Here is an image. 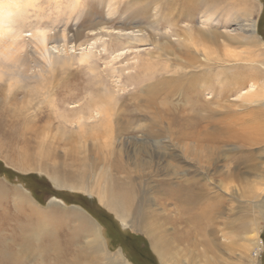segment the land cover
<instances>
[{
  "label": "rangeland",
  "instance_id": "1",
  "mask_svg": "<svg viewBox=\"0 0 264 264\" xmlns=\"http://www.w3.org/2000/svg\"><path fill=\"white\" fill-rule=\"evenodd\" d=\"M73 2L74 0H35L31 7L29 6L30 15L28 14L29 21L32 23L40 22L60 34L64 31L66 39L53 40L50 47H52L51 44L57 47L52 49L57 60L59 57L67 56L73 58L72 65L67 68L55 67L54 75L56 76L53 78V83L51 81L50 87L39 90L40 92L35 90L45 86H39V82L35 80L23 89H16L15 91L19 93V104H11L8 102L10 98L7 102L3 98L2 103V97H8V93L6 90L0 92V112L6 107L18 111L22 106L23 108L30 106L32 101L31 105H34L35 109L31 107L32 110L25 114V118L32 115L33 118L37 117L40 115L37 113L42 111L45 114L52 111L49 121L46 119L32 127V129L36 127L34 130L31 129L32 134L30 129L29 132L21 131L20 127L24 125L23 122L20 123V127L12 125L11 127L4 126L2 129L0 126V264H108V259L100 256L101 253L88 256L87 253L85 255L83 249L87 240H94V232H98L96 225L100 226L98 222L103 227L102 229L100 226L108 249L112 252L121 250L129 264H136L135 254L139 253L145 254L140 259L142 261L147 259V264L148 262L149 264H164L162 259L160 260L161 257L154 251L153 241L149 235L133 230L129 227V221L123 223L117 213L100 200L98 193L100 186L105 185L106 172L110 170V173L116 177H123L110 165L118 154H121L122 160L130 170L127 173L134 178L140 168L147 172L144 178L135 179V183L141 184V190L147 192L146 211L148 213L156 211L155 200L158 204L165 206V213L160 214L162 220H160L159 227L165 230L167 245L170 249L171 257L168 259V264H213L214 258L218 255V258L223 259V264H264L263 220H260L258 224L259 236L257 238L261 241L257 242V247L261 248L258 256L254 255L258 250L256 247L252 255L251 252H247L244 261L238 262L237 259L240 253L239 244L246 236H254L257 233V229L251 232L253 228L243 230L241 224L244 219L249 220L255 215L251 199H257L256 196L262 189L261 185L258 187L256 196H253L254 198L250 194L244 197L245 194L239 191L241 188L244 193L242 189L244 186L239 180L221 176L220 173H216L215 166H212V171L208 172V175L212 176L216 184H221L220 181L224 180L225 188L229 187L227 192L217 187L213 190L214 193H221L219 202L225 205L226 214L231 216L227 219L224 215L225 222L230 227L229 235H227L229 238L223 239V234L218 233L220 246L217 248L220 250L215 249V256H213V252L206 251L203 245L191 243L190 233L187 232L189 225L179 222V210L175 200L163 199V195L154 189L155 184L152 182V179L159 178L175 181L188 168H191V173L197 174L199 166L204 165V162L201 164V161H197L198 167H195L196 164H193L194 168L191 167L188 163H194V161L185 156L186 147H182L183 143H178L182 140L179 138V140L172 141L165 139L168 153L176 157V159H169L173 167L164 168L168 173L159 172V176L153 174L149 176L153 166L148 170L144 168L148 161H144L146 151H150L153 155L152 164L158 159L152 153L155 146L152 143H143L147 135L146 128L155 127L159 131L167 128L168 123L164 122L158 109L161 106H169V104L173 106L178 101L173 99L172 104L166 105L162 99H158L155 104L150 103L148 100H150L152 83L160 79L162 69L166 65H170L169 69L172 70L166 75H172L176 67H179L177 64L185 60V55L180 51L183 48L176 50L170 45L173 49L164 54L162 47L169 40L175 46L178 45L180 40L175 35V31L185 30L188 26L198 29L200 16L205 11H213L211 9L218 11L217 17L221 21L220 26L223 30L222 25L236 9L241 7L242 0H202L194 21L191 16L185 15V21L181 22L177 21V16L168 15L164 10L162 14L155 15L157 5L160 4L163 8V0H118L114 13H110L108 0H79V5H74ZM237 2L240 3L237 4ZM251 4L254 6L252 18L256 21L259 30L257 37L260 40V47L256 50L260 53L261 48L264 49V0H252ZM32 7L35 10H32ZM155 21L161 22L158 25L159 32L152 29ZM226 25L228 28L234 27L228 22ZM167 28L170 30L168 31ZM150 33L157 35V39L152 40ZM65 47L68 48L65 49ZM242 49L250 50V47L243 45ZM84 52H90L92 55L88 62L80 63L78 58ZM118 54H120L119 57L113 59V56ZM202 55V51L198 52V59L203 58ZM261 57H263L262 54L257 58L261 59ZM227 65L231 69L233 63H227ZM29 89L34 92L27 93ZM107 94L115 95L114 123L121 125H118V130L124 128V143L115 142V140L114 143L109 142L111 143L109 145L114 147L112 149L116 150L113 155H110L109 148L103 144L105 137L101 136L103 138L101 142L95 131L101 128L104 118L102 116L90 118L92 114L95 116V104L100 103V100ZM236 103H239L237 98L229 102L231 107L229 111L232 108L239 109ZM51 120L52 123H50ZM261 134L264 140V124ZM156 135L164 136L161 131ZM232 144L237 145V142H224L218 146L219 150L215 157L218 156V152L222 151V156L219 158V161L222 160L220 165L229 164L231 161H228V157L224 158V152L232 151L234 148ZM75 146L77 149L73 148ZM201 152L198 154L200 158ZM127 155L132 156L131 161H128ZM183 155L186 161L179 160ZM163 164L165 167L167 163ZM245 170L248 171V169H243ZM53 176L64 184L59 185L52 179ZM71 185L76 188H71ZM82 187L93 189L92 195L81 189ZM245 192L247 193L246 190ZM137 195L140 193L138 192ZM32 200L38 208L37 211L32 206ZM88 200H92L90 204L87 203ZM214 200L213 202H218L217 198ZM54 202L57 203L54 204ZM98 211L107 214L114 223L108 224L109 226L105 228L96 216ZM169 217L170 220L166 223L164 220ZM79 228L86 231L85 236L82 233L84 237L78 235ZM223 242L230 243V247L226 248ZM252 256L256 257V261Z\"/></svg>",
  "mask_w": 264,
  "mask_h": 264
},
{
  "label": "bare ground",
  "instance_id": "2",
  "mask_svg": "<svg viewBox=\"0 0 264 264\" xmlns=\"http://www.w3.org/2000/svg\"><path fill=\"white\" fill-rule=\"evenodd\" d=\"M34 1L0 0V92L6 90L8 93V97H2V103L3 98H5L6 102L10 98L8 102L13 105L19 104V93L15 90L23 89L31 84L33 80L37 83L39 82V86H45L37 88L35 90L37 92L50 87L51 81L53 83V78L56 76V74L54 75L55 67L67 68L73 62V58L69 56L59 57V60H57L52 52V49L57 47L53 46V44L50 47V43L53 40L66 39L64 31L60 34V32L50 29V26H45L40 22L32 23L29 21V6L31 7ZM78 1L74 0L73 4L79 5ZM163 1V8H161L160 4L156 6L157 12L155 15L162 14L165 11L168 15L177 16V21L181 22L185 21V15L191 16L192 21H194L202 0ZM251 2L252 0H242L241 7L236 9L225 21V24L222 25L224 27L223 30H221L220 26L221 21L217 17L218 11L215 9H211L215 12L208 10L200 16L201 20L198 29H192L189 26L185 30L175 28L177 29L175 35L178 36L180 42L175 46L169 40L166 44L169 46L165 45L162 49L164 54H167L173 49L171 46H174L176 50L177 48H183L180 51L185 55V60L177 64L179 67H176L172 75H166V73L172 71L169 69L170 65H166L162 69L163 73L159 77L160 79L152 83L151 93L149 94L150 100L148 101L155 104L158 99H162L166 105L174 101L173 99L178 101L173 106L169 104V106H161L158 109V113L163 116L164 122L168 123L167 128L160 129L164 136H157L156 133L160 131L158 128L151 127L146 128L147 135L146 139L143 140V143H152L155 146V150L152 153H154V157L158 158L152 164L151 158L153 155L150 151H146L147 154L144 161H148L144 168L148 170L153 166L149 176L152 174L159 176V172L168 173L164 168L173 167L169 159H176V157L174 154L168 153L165 139L172 141L179 138L182 140V142L178 141V143H183L182 147H186L185 156L194 161V163H188L191 167L194 168L193 164L198 167L197 161H201V164L204 162V165L199 166V171H195L197 174L191 173V168H188L175 181L173 179L159 178L152 179V182L155 184L154 189L163 195V199L166 201L169 198L175 200L179 210V222L183 225L184 223L189 225L187 232L190 233L191 243L193 245H196V243L203 245L206 251L210 250V252H213V256H215V249L220 250L217 248L220 246L218 233L223 234V239L229 238L227 235H229L230 227L225 222L224 215H226L227 219L231 218V216L226 214L225 205L219 202L221 193H214L213 190V188L217 187L221 191L225 189L227 192L229 187L225 188L224 180L220 181L221 184H216L212 176L208 175V172L212 171V166H215L216 173H220L221 176H226V178H231V180H239L244 186L242 188L244 193L241 188L239 190L242 194H245L244 197H246V194H250L254 198L259 190V185H261L262 189L256 196L257 199H251L255 215L249 220L244 219L243 224H241L243 230L245 229L246 231L253 228L251 232L257 229V233L254 236H246L244 241L241 240L242 243L239 244L238 248L240 252L237 257L238 262L244 261V256H246L247 252H251L252 255L253 250L258 246L257 242L260 241L257 238L259 236L258 224L260 220L264 221V140L261 137L264 124V49L261 48L260 53L256 50L257 47H260V40L257 37L259 30L256 21L252 18L254 6H252ZM117 3L118 0H108L107 5L110 8V13L115 12ZM239 3L237 2V4ZM31 9L33 10L34 8L32 7ZM220 15L222 14L220 13ZM160 21L153 22V31L159 32L158 25ZM227 22L233 24L234 27L228 28ZM140 29L139 31H142ZM153 34L150 33L151 39H157V35ZM224 37L226 39H223ZM65 45L63 44V46ZM243 45H249L250 50L242 49ZM67 48L65 47V49ZM222 49L223 52H221ZM201 51L204 57L198 59L197 54ZM90 52L82 53L78 61L80 63L88 62L92 55ZM261 54L263 57L258 59L257 57ZM119 55L113 56V59H117ZM227 63H233L231 69ZM33 92L34 90L29 89L27 93ZM115 98L114 94H107L105 98L100 100V103L95 104V116L92 114L90 117L102 116L104 118L101 128L95 131L101 142L103 140L102 137H105L103 144L109 148L110 155L116 152L115 149H112L114 147L110 146L111 143H114V140L120 143L125 142L123 139L124 128L122 127L118 130L119 124L114 123ZM234 98L239 100V103H236L239 109L232 108L229 111L231 108L229 102ZM21 102L24 101L21 100ZM32 103L33 101L30 102V106L24 108L22 106L18 111L11 107H3L4 109L0 112V126L2 129L4 126L11 127L12 125L20 127V123L23 122L24 125L20 127L21 131L29 132L30 129L31 133L33 126H37L38 123H42L46 119L48 121L51 119L52 111L45 114L43 111L39 112L38 110L39 113L37 114H40L39 116L33 118L32 115L25 118V114L34 108V105H31ZM243 104L244 106H242ZM79 119L81 120V116ZM52 122L51 120L50 123ZM175 136L176 138H174ZM233 141L237 142V145L232 144L234 145L233 150L228 153L224 152V158L228 157V161H231L229 164L220 165L219 163L222 160L220 159L219 161V158L222 156V151L218 152V156L215 157L217 150H219L218 146L224 142L230 143ZM24 142L26 141L24 140ZM256 145L258 147H255ZM73 148L77 149V146ZM200 151H202L200 154L201 158L205 160L199 157ZM120 155L118 154L115 157V161L110 165L118 170L119 175L123 177H116L108 170L106 172L105 185L100 186L99 189L100 200L111 210L115 211L123 223L129 221V227L133 230L145 232L149 235L153 241L154 251L161 257L159 258L160 260L162 259L164 264H168V259L171 257L170 249L167 245L165 230L159 227L160 220H162L160 214L165 213V206L158 204L155 200L156 211L152 213L146 211L145 207L148 204L147 192L141 190V184L135 183V179L144 178L147 176V172L140 168L134 178L127 173L130 170ZM127 156L128 161H131L132 156ZM179 160L186 161V158L183 155ZM163 163H167L165 167ZM201 169L202 171H200ZM243 169H248V171H243ZM173 172L175 173V171ZM52 179L59 185L64 184L56 176H53ZM70 187L76 188L73 185ZM81 189L90 193V195L93 193V189H88L87 187H82ZM138 192L140 195H137ZM214 198H217L219 203L213 202L215 201ZM34 203L32 200V206L37 211L38 208ZM90 217L92 216L90 215ZM168 220H170V217L164 221L167 223ZM98 224L102 227L99 222ZM96 226L98 232H94V240H87V244L83 246L85 255L87 253L88 256L91 254L95 256V254L101 253L100 256H105L108 259V264H129L121 250L112 252L108 249L106 240L102 235L103 227L101 229L100 226ZM232 226L234 227V224ZM77 233L80 237L86 235V231L80 228ZM223 245L229 248L231 244L223 242ZM257 249V252L254 253L255 256H258V252L261 250L260 247H257ZM255 256H252L254 261H256ZM218 257L219 255L214 258L213 264H223V259Z\"/></svg>",
  "mask_w": 264,
  "mask_h": 264
},
{
  "label": "flooded vegetation",
  "instance_id": "3",
  "mask_svg": "<svg viewBox=\"0 0 264 264\" xmlns=\"http://www.w3.org/2000/svg\"><path fill=\"white\" fill-rule=\"evenodd\" d=\"M92 201V200H91ZM91 201H87L88 204H90ZM96 216L98 218V220L104 224L105 228H107V226H109L108 224H113L114 222L112 221V219L107 215V214H104V213H101L98 211V213L96 212Z\"/></svg>",
  "mask_w": 264,
  "mask_h": 264
},
{
  "label": "trees",
  "instance_id": "4",
  "mask_svg": "<svg viewBox=\"0 0 264 264\" xmlns=\"http://www.w3.org/2000/svg\"><path fill=\"white\" fill-rule=\"evenodd\" d=\"M134 246H135V244H134ZM136 247V246H135ZM137 249H138V247H137ZM147 253V252H146ZM148 254V253H147ZM136 256H135V263L136 264H147V259L145 260V259H143V261L140 259V257H144L145 256V254L144 253H139V254H135ZM148 264H149V262H148Z\"/></svg>",
  "mask_w": 264,
  "mask_h": 264
},
{
  "label": "water",
  "instance_id": "5",
  "mask_svg": "<svg viewBox=\"0 0 264 264\" xmlns=\"http://www.w3.org/2000/svg\"><path fill=\"white\" fill-rule=\"evenodd\" d=\"M91 198V197H90Z\"/></svg>",
  "mask_w": 264,
  "mask_h": 264
}]
</instances>
